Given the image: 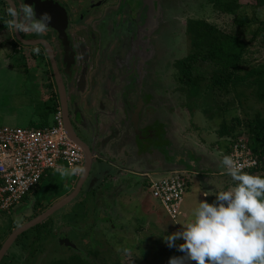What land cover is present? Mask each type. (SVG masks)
<instances>
[{
	"label": "rangeland",
	"instance_id": "obj_1",
	"mask_svg": "<svg viewBox=\"0 0 264 264\" xmlns=\"http://www.w3.org/2000/svg\"><path fill=\"white\" fill-rule=\"evenodd\" d=\"M243 17L252 19V23L249 26L239 23ZM2 18L0 44L8 38L9 42L13 40V32L2 28V21L5 20ZM189 20L207 21L226 33L242 35L250 43L239 72V76L248 77L247 80L230 87L228 91L215 89L212 92L214 96L205 103L198 100L199 96L189 95L188 87L178 80L176 64L189 53ZM150 39V67L144 88V98L148 104L144 114L158 137L153 144H159L158 150L153 153L162 152L161 160L166 164L178 162L180 169H187V165H191L192 171L187 169L190 183L182 205L184 216L172 220L166 214L161 202L154 198L148 188V179L130 176L124 182L120 179L118 184L105 179L100 184L101 189L112 192L113 185H120L122 189L119 190L129 197L126 203L118 201L115 196L111 198L110 205L116 207L118 215H121L114 219L111 231H106L104 218L98 217L101 210L103 215L110 213L108 201L103 198L97 202L92 195L87 196L86 186L71 205L52 216L58 225L63 217L67 218V227L61 229L67 232L68 242L57 239L53 228L49 226L51 222L49 225L41 224L30 229L19 242L31 243L26 245L28 253L46 252L44 255L47 257L38 259V252L34 257L25 254L21 247L19 250L13 248L2 264H74L73 261H77V264H168L171 257L184 256L178 250L183 240H178L177 246L169 248L160 235L181 230V223L191 219V210L199 200L213 203L216 191L234 185L235 182L226 174L222 158L225 155L233 157L234 149L245 147L249 150L250 139L244 122L254 119L258 114L264 116V101L258 98L259 87L253 81L256 76H249L253 69L264 66V7L258 6V0H159L156 26ZM15 42L21 47L15 54H10L11 49L8 47L1 48L4 45L0 47V127H53L55 114L47 95L50 81L42 74V65H37L38 57H35L34 52L21 44L18 38ZM113 106L118 108L117 113ZM120 108L119 103L116 106L107 102L105 110L120 119ZM100 109L98 113H102ZM236 117L243 122L237 126L238 136H221L219 130L222 124L231 126ZM102 119L103 116H100V122ZM102 125L100 123V129ZM99 150L100 143L97 145ZM107 153V160L117 161L118 158H114L111 151ZM158 162V158L151 157L152 167ZM99 163L101 165L95 164L93 175L98 169L108 168V161ZM129 163L133 166L134 162ZM219 172L224 175L218 176ZM168 175L161 173L153 174L152 177L158 179ZM67 179L73 183H67ZM76 181L77 176L61 177L51 170L25 204L15 207L10 213L0 211V247L10 237L11 231H15L13 228L19 229L25 225L21 212L27 210L34 200L45 199V202L52 204L66 195V191L70 192ZM78 200L85 202L74 209V203ZM87 214L101 229L83 225L89 220ZM69 243L74 244L72 248ZM187 264L196 262L189 261Z\"/></svg>",
	"mask_w": 264,
	"mask_h": 264
},
{
	"label": "flooded vegetation",
	"instance_id": "obj_2",
	"mask_svg": "<svg viewBox=\"0 0 264 264\" xmlns=\"http://www.w3.org/2000/svg\"><path fill=\"white\" fill-rule=\"evenodd\" d=\"M37 1L38 0H13V3L17 9H22L24 3L32 6L33 8L36 7V3H38ZM42 1L46 6L50 7V13L48 12V16L50 17L48 26L50 29L48 28L45 32L39 35L30 31L27 33L20 32V35L23 39L25 38L24 35L29 36V39H24L26 41L38 42L36 46H27V48H30V50L34 52L35 57H38L37 65H42V74L46 75L48 77V81H50L48 85L49 88L47 90L48 98L52 103V107L57 105L58 109L62 111L66 130L68 132L64 104L61 97L60 87L56 78L55 67L58 69V73L62 78L65 89V109H67V106H69V115L72 120L74 131L76 132L78 138L77 141L79 143L74 141L71 137L70 138L82 149L83 146L81 144L87 147L94 146V154H96L98 152L96 144L100 134L98 129L97 133H95L90 139L91 142L90 140L88 142L84 135L79 133L77 130V126L74 121L77 120L78 117L75 115V113L77 109L83 110V108H85L87 111L90 110L89 112L91 113L93 110L92 107L94 108V103H96L95 107L97 109L105 107V102L102 98L104 95H109L110 101L107 98L106 99L111 102L112 105L117 106L118 103L121 105L120 109H122V111L119 112V114H122L121 116L124 119L122 120L121 117L120 119L123 121V123H125V125L132 124L130 123L134 119L132 116V110L135 109L133 108L131 110L132 105L129 103V100H127L126 97L134 96L136 100V108L139 105L141 111L144 110V88L150 67L149 60L151 57L150 38L156 26V20L159 12V0H153V2L152 0ZM152 5L154 6L155 12L153 11ZM8 7L9 0H0V14L2 16L4 15L3 18H5V20L2 18V16L0 18L3 19L2 28L5 29H9L7 26V21L9 19L7 14ZM51 28H67L66 32L70 37L71 47L76 58V65L71 71H67V66L63 61V47L59 42L58 33ZM16 40V32H13V40L9 42V38L6 39L4 42H2V44H0V47L4 45L1 48H10V54L15 53V47L17 51H20L21 47L16 44ZM45 43H47L49 47H47ZM35 49H39V52L35 51ZM53 62H55V64H53ZM120 81H123L121 86ZM113 82H116L118 85L108 89V83L112 84ZM124 83L126 84L123 85ZM120 89L122 94H120ZM115 92L119 95H123L125 93L122 97L123 99L121 98L119 100L117 97L113 96V94H116ZM97 98H99V100H96ZM142 100L144 103H142V106H140V101ZM114 108L115 113H117L118 108ZM97 114L98 112L95 113L96 124L99 126L109 114L106 113L103 115L102 122H100V117ZM92 117H94V115H92ZM93 119H95V117ZM85 122L86 121L83 118L80 121V124L83 125ZM145 137L147 140H145V142L149 143L151 146H153L155 140L157 139L156 133L153 132V129L149 128L146 131ZM157 145L159 144H156L155 146ZM84 154L86 167L85 151ZM93 169L94 168H92L90 175L88 176L82 188L84 189V187L87 186V194H97L94 189L91 188V184L94 181V176H92ZM179 172L186 174L188 171L181 170ZM82 176L78 178V181ZM95 194L93 195L97 197L98 194ZM62 199L57 200L52 204L45 202V199L34 200L28 206L27 210L21 212L23 215L22 217H24L25 220L24 223L26 224L39 215L43 214ZM96 201L99 202V200ZM73 202H71L69 205H71ZM84 202L85 200L75 202L74 209L83 206ZM52 216L43 222L42 225H49L51 222L49 226L53 228V232L56 234L57 239L61 242H64V239L66 240L69 238L67 236V232L63 231L61 228L67 227V221L65 220L67 218L63 217L62 222L60 225H58L56 221L52 219ZM99 216L100 215L98 213V217ZM87 217L89 218V214H87ZM83 225H86L89 228L92 227V229H96L99 226L98 223L92 221L91 218H89L88 222ZM27 232L23 233L15 240L0 264H2L4 259L9 255L13 248H17L19 250L21 247L25 254L28 253L26 247L31 243L27 242L26 244H23L19 242L21 238L26 237L25 234ZM3 245L0 247V250L2 249ZM36 252L38 251H30L28 254L36 257ZM44 253L46 252H43L42 254L39 253L40 257H38V259L41 258V256L45 257L46 255H44Z\"/></svg>",
	"mask_w": 264,
	"mask_h": 264
},
{
	"label": "clouds",
	"instance_id": "obj_3",
	"mask_svg": "<svg viewBox=\"0 0 264 264\" xmlns=\"http://www.w3.org/2000/svg\"><path fill=\"white\" fill-rule=\"evenodd\" d=\"M7 26L12 32H45L50 17H36L32 6L24 3L17 9L13 0L7 8ZM39 52V49H35ZM222 164L235 182L226 190L215 193L213 203L198 201L191 210V219L181 223L182 229L161 234L169 248L183 243L181 257H171L168 264H264V177L243 171L231 156L225 155ZM83 167L57 165L54 173L61 177L82 176Z\"/></svg>",
	"mask_w": 264,
	"mask_h": 264
},
{
	"label": "built area",
	"instance_id": "obj_4",
	"mask_svg": "<svg viewBox=\"0 0 264 264\" xmlns=\"http://www.w3.org/2000/svg\"><path fill=\"white\" fill-rule=\"evenodd\" d=\"M234 151L233 158L243 171L260 166L250 149ZM57 165L85 167L84 151L71 140L60 109L54 115L53 127H0V211L10 213L20 206ZM189 178L188 172L172 171L168 177L150 180L153 196L172 220L182 215Z\"/></svg>",
	"mask_w": 264,
	"mask_h": 264
},
{
	"label": "trees",
	"instance_id": "obj_5",
	"mask_svg": "<svg viewBox=\"0 0 264 264\" xmlns=\"http://www.w3.org/2000/svg\"><path fill=\"white\" fill-rule=\"evenodd\" d=\"M258 6L264 7V0H258ZM239 23L249 26L252 19L243 17ZM187 37L189 53L176 65L179 70L178 80L188 87L189 95H197L199 96L198 100L205 103L214 96L212 92L215 89L228 91L230 87L247 80L248 77L239 76L241 64L250 45L242 35L226 33L207 21L189 20L187 22ZM14 51L17 49L15 48ZM250 75L256 76L253 81L259 87L257 96L264 101V66L258 70L253 69L249 73ZM53 109L56 114L57 105L53 106ZM233 120L231 126L226 123L222 124L219 130L221 136L228 135L234 138L238 136L237 126L242 125L243 122L237 117ZM244 123L248 129L249 147L261 164L260 167L258 166L248 173L256 175L262 172L259 175L264 177V116L258 114L254 119H247ZM190 167L191 165L188 164L187 169ZM73 263L77 264L78 262L73 261Z\"/></svg>",
	"mask_w": 264,
	"mask_h": 264
},
{
	"label": "crops",
	"instance_id": "obj_6",
	"mask_svg": "<svg viewBox=\"0 0 264 264\" xmlns=\"http://www.w3.org/2000/svg\"><path fill=\"white\" fill-rule=\"evenodd\" d=\"M123 81H120V86H121V83ZM117 82H118V80H117ZM125 84L126 83H124L123 85H125ZM117 85L118 84L116 82H113L112 84L108 83L107 88L109 89V88L115 87ZM106 93H108V92H106ZM120 94H122L121 89H120ZM123 95H119L118 93L113 94V96L117 97L119 100L123 97ZM102 98H103L104 102L107 99L110 101L109 95H104V96H102ZM126 98H127V100H129V103L132 105V106L130 105L131 110L133 108H136L135 97L134 96L133 97L128 96ZM96 100H99V98H97ZM108 100H107V102H109ZM133 100H134V102H133ZM107 102L104 103L105 107L101 108L103 113L100 112L97 114L99 117L103 116L106 113L110 115V116L107 115L106 116L107 118L105 120H103V125H102L101 129L99 128L100 125L97 126L96 119H93L94 117H92V115L95 116V113L98 112L97 111L98 109L95 107L96 103H94V108L92 107L93 110L91 109L92 110L91 113L89 112L90 110L87 111L85 108H83V110L81 109L83 114L85 115V121L86 122L84 125L90 126V128H91V131H89L88 135L85 136L83 134V132H84L83 130H85L86 127L84 129L81 128L77 124L76 120L74 121V123L76 124L77 130L79 131V133L84 135V137L87 139L88 142L92 138V136L95 133H97V129H98V132L100 133L99 137H98L99 139H98L96 145H98L100 143L101 148L94 155L93 168H94L95 164L101 165L99 162L105 161V160L108 161V164H107L108 168L98 169L97 172L94 175H92V176H94V181L91 184V188L94 189V191L98 194V196L97 197L94 196L93 194H95V193H88L87 196L90 197L92 195L93 200H95V201L96 200H102L103 198L108 201L110 213L107 215H103L104 212H103V210H101L99 212L100 213L99 217H100V219L104 218V222H105L104 224H107L106 231H111L110 227L113 224L114 219L116 217L121 216V215H118V213H117L118 211H117L116 207L110 205L111 198L113 196H115V199L117 198L118 201H120V202L122 201L123 203H126L129 200V197L126 194L124 195L123 191L119 190V189H122V186H120V185H118V187H115L113 185L112 192H110L109 189H105V190L101 189L100 184H102L105 181V179L112 180L113 183L118 184L120 179H122L124 182L130 176H140V177H143L144 179H148L149 183H150V180L162 179V178L156 179V178L152 177L153 174H161V173H169L170 174L172 171H181L183 169H180V167L178 166V162L175 163L177 165L166 164L165 161L161 160L162 157H160V155L162 152L153 153L154 151L158 150L156 148L159 145L153 147L149 143L145 142L146 131L148 128L151 129V126H149V123L147 121V117H145V114H144V110L146 108V105L148 104L145 101V99H144L145 103L143 106L144 110L141 111V113L139 115V118H140L139 122L135 124V122L132 121V122H130V123H132L131 125H125V123H123V121H122L124 119V118H122V116H120L122 119V120H120L118 118H114L115 115L112 116V113H110L109 111H106L105 109L107 108ZM109 103H111V102H109ZM120 115H122V114L120 113ZM153 132L155 133L154 128H153ZM156 135H157V133H156ZM90 142H91V140H90ZM108 151H111L112 156L114 158H118L117 161L107 160V158H108L107 155H109L107 153ZM127 153H129V154L127 155ZM151 157L152 158H158V161H159L157 164H155L154 167L151 166ZM127 162L128 163L134 162L133 166H130V163L127 164ZM219 175L222 176L224 174L219 172L218 176ZM68 179H67V181H68L67 183L71 182ZM64 181H66V180H64ZM77 182L78 181H76V183ZM123 182H122V184H123ZM62 183H65V182H62ZM71 183H73V182H71ZM76 183L74 184V186L72 185L73 189L70 192L66 191V195H62V196L63 197L68 196L72 191H74L76 186H77ZM124 186L126 188L128 187L127 184H125ZM97 194H95V195H97ZM62 198H60V199H62ZM78 201H82V200H78ZM75 206H76V204H75ZM92 206H94L93 202H92ZM183 216H184V214L182 213V215L180 217L182 218ZM16 228L17 227L13 228V230H16ZM98 228L101 229V227H99V226H98ZM11 233H12V231H11Z\"/></svg>",
	"mask_w": 264,
	"mask_h": 264
},
{
	"label": "water",
	"instance_id": "obj_7",
	"mask_svg": "<svg viewBox=\"0 0 264 264\" xmlns=\"http://www.w3.org/2000/svg\"><path fill=\"white\" fill-rule=\"evenodd\" d=\"M37 2L38 3H36V7H34V10L37 14V17L41 18V16H43L44 14L49 15L50 7L46 6L42 0H40V1L38 0ZM152 2H153V0H152ZM152 8H153V11L155 12L153 5H152ZM153 15H154V13H153ZM51 29H54L58 33L59 42L61 43V45L63 47V56H64L63 61H64L65 65L67 66V71L73 70V68L76 65V58H75V53L71 47L70 37H69L68 33L66 32L67 28H51ZM16 35H17L18 40L21 41L24 46H36L38 44V42L24 40L21 37L19 31H16ZM45 45L47 47H49L47 45V43H45ZM53 64H55V62H53ZM55 72H56L57 82H58V85H59L60 91H61V97L63 99L65 116L67 119L68 133L74 141L78 142L77 141L78 138H77L76 132L74 131L72 120H71L70 115H69V106H67V109H65L66 96H65L64 84L62 82V78H61L60 74L58 73V69L56 67H55ZM142 103H144V102H141L140 106H142ZM73 107H74V105H73ZM140 112H141V108L139 107V105L137 106V108L132 110V116L134 118L133 121L135 122V124L139 122ZM75 115L78 117L76 120L77 124L83 129L86 127V129L83 130L84 131L83 134L85 136L88 135L89 131H91L90 126L84 125L85 123L83 125L80 124V121L83 118L85 119V115L83 114L82 110L77 109ZM94 117L96 119V116H94ZM81 145L83 146V149L86 153V167H85V172H84L83 176L79 179L75 190L72 193H70L68 196L63 198L61 201H59L57 204H55L52 208H50L49 210H47L43 214L39 215L35 219L29 221L27 224H25L21 228L16 229L14 232H12V234L10 235V237L7 239V241L4 243L2 249L0 250V263H1L2 259L4 258V256L7 254V251L9 250L11 245L15 242V240L20 235H22L23 233L29 231L30 229H32L36 226L42 224L43 222H45L49 217H51L56 212L63 209L64 207H66L71 202H73V200L76 199L78 197V195L81 193L82 188H83V186H84V184H85V182H86V180H87L88 176L90 175V172L93 168V159H94V155H95L94 154V152H95L94 146L93 147L88 146L89 147L88 148L87 146H85L83 144H81ZM64 241L68 242V239H66V240L64 239ZM69 245H70V247H73V244L69 243Z\"/></svg>",
	"mask_w": 264,
	"mask_h": 264
}]
</instances>
